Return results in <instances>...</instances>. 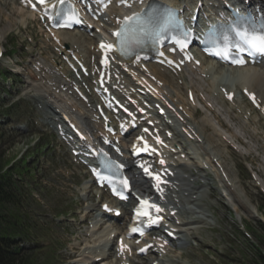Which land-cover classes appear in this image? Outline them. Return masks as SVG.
I'll list each match as a JSON object with an SVG mask.
<instances>
[{"label": "rangeland", "instance_id": "374dc122", "mask_svg": "<svg viewBox=\"0 0 264 264\" xmlns=\"http://www.w3.org/2000/svg\"><path fill=\"white\" fill-rule=\"evenodd\" d=\"M31 18H34L33 14L20 7L17 0H0V43L4 52L0 58V162L3 165L15 162L14 165H17L11 174L12 187H16L19 193L15 198L17 205L7 203L3 212L10 214L20 211L24 232L16 242L29 264H72L74 260L71 258L80 252L83 256L75 263L116 264L111 249L103 260L94 263L91 260L96 258L93 252L100 251V241H104L100 234L110 227H116L118 222L102 219L92 226L85 220L86 214H95L99 206L88 177L83 169L71 162L52 130L39 125V119L46 122L45 117L52 112L39 96V89L44 91V86L31 63L34 58H46L52 62L56 56L53 44ZM79 34L82 35V32ZM82 36L88 39L86 49H91V40L86 35ZM9 48H12L11 56L6 54ZM233 76V72L223 74V78L229 81L234 79ZM166 85L174 90L169 82L166 81ZM177 85L183 87L179 83ZM202 114H197L195 125L198 129L204 127L205 133L209 134L212 130L204 122ZM239 121L241 114H235L231 125L236 127ZM222 125L227 131L230 129L223 122ZM259 127L264 131L263 123ZM261 138H264V134L256 133V138H253L258 143L255 151H250L245 158L259 174L260 181L264 182V146L260 144ZM219 141L222 142L220 138ZM237 141L246 147L248 144L254 146L243 137H238ZM219 146H211L212 151H216L225 160L231 174L239 178L242 198L256 207L258 217L238 201L234 200L235 213L224 199H217L218 195L214 200L206 199L208 204L203 209L208 217L193 223L191 231L188 224L183 226L182 230L188 236L187 244L171 252L164 262L255 264L254 245L258 246L260 253L264 252L256 238V230L260 229L258 222L264 221V195L251 181L242 165L241 156L231 149L226 152ZM25 166L27 173L21 172ZM255 207L252 206L253 209ZM5 218L10 219V216ZM243 223L248 236L239 230ZM75 247H79L80 251H75ZM149 261L137 258L132 264H149Z\"/></svg>", "mask_w": 264, "mask_h": 264}, {"label": "snow or ice", "instance_id": "6c2138e0", "mask_svg": "<svg viewBox=\"0 0 264 264\" xmlns=\"http://www.w3.org/2000/svg\"><path fill=\"white\" fill-rule=\"evenodd\" d=\"M127 0H121V3H126ZM38 3L44 4L48 7L55 8L56 5L64 3V0H38ZM35 7V5H33ZM178 13L175 9L168 8L166 5H160L158 0H152L148 8L132 16L123 18L121 28L111 33L117 38V44H104L101 43V48L105 50H118L125 55L129 54L135 47H142L147 42L158 43L160 38L165 35L170 28L182 25L178 19ZM66 26V25H65ZM186 43L182 47H186ZM175 50V49H173ZM249 53L264 55V18L259 22L254 21L249 16H242L237 13L236 20L228 26L226 33L223 35V45L220 51L214 52L213 55L227 59L233 53ZM106 63V61H103ZM232 63L243 65L245 60L243 58H233ZM229 99L231 96L229 95ZM253 99L255 97L253 96ZM107 143V141H105ZM161 164L164 161H160ZM145 172L148 169L145 168ZM152 175L151 173H149ZM159 180V176H155ZM122 186L128 187V181L122 180ZM113 191L120 195L121 199L126 197L118 192L115 188ZM144 211L137 210L138 215L151 216L148 209H154L156 213L163 211L155 204L146 200L140 201ZM162 219L157 216L153 223H158ZM133 232L138 231L136 228L132 229ZM143 235V233H140ZM123 247V245H122Z\"/></svg>", "mask_w": 264, "mask_h": 264}, {"label": "bare ground", "instance_id": "6f19581e", "mask_svg": "<svg viewBox=\"0 0 264 264\" xmlns=\"http://www.w3.org/2000/svg\"><path fill=\"white\" fill-rule=\"evenodd\" d=\"M213 1V3H217L218 4V1L217 0H212ZM236 1V0H235ZM194 2H195V0H187V7L189 8V9H192V7L194 6ZM170 4V3H169ZM181 3L180 2H178V6L180 5ZM171 5H173V4H171ZM174 6V5H173ZM5 29H7V27H4ZM4 29V30H5ZM1 31V30H0ZM2 33V32H1ZM1 35V34H0ZM60 37H61V39H63L64 41H67V40H72V43L73 44H79V45H81V46H83L84 44H85V41H86V38L85 37H83V38H81V39H79L78 37H76L75 35H74V32L73 31H61L60 32ZM85 52V51H84ZM41 65H42V67L40 68V73H42L43 74V78H39L40 80H42V79H44V81H46V84L47 85H49V86H51L52 85V83H54V80L52 79L53 78V76H51L52 75V72H51V70H52V68H48L47 67V65H46V62L44 61V60H42L41 61ZM151 69H153V66H151ZM237 70H240V69H237ZM250 70V71H249ZM247 71L248 72H250V79L249 80H240V81H242V84H241V87H243V85H246V86H248V87H250V88H252V89H254L256 92H258V94L261 96V98H262V100H263V104H264V73H262L260 70H257L256 68H250V69H247ZM46 73V74H45ZM153 74H157L158 75V77L160 78V80L161 81H163L162 80V78L161 77H165V75H167L168 76V78H169V80L171 81V82H173V78H172V76L168 73V72H161L160 70L158 71V72H153ZM188 77H190V80L192 81L193 80V78H196V76H197V73H195V71H193V70H190V72H189V74H186ZM49 84H48V83ZM129 82V81H128ZM204 81L202 80V79H200L199 78V86L200 87H198L197 88V91L199 92V93H202L203 94V96H206V100H210L209 99V95L205 92V90H204V88H201V87H204ZM177 88H179V87H177ZM163 89H161V91H162ZM231 90V89H230ZM41 91V90H40ZM41 98H43V100H44V102L45 103H47V104H52V108H54V109H56V110H58V112L61 110V111H63V110H65L66 109V106L68 107V109H70V105H68V104H66V102L65 101H60L59 102V104L57 103V101H59V97L58 96H50L49 95V93L47 92V91H41L40 92V95H39ZM51 97H52V99H51ZM71 99V98H70ZM69 98H67L66 100H70ZM197 100V102L195 103V105L194 106H196L197 104H199L200 105V103H201V101L199 100V99H196ZM71 101H72V99H71ZM186 105V104H185ZM216 105H218L217 103H216ZM177 106V105H176ZM220 106V105H219ZM221 108H223L224 110H225V117L226 118H228L229 120H233V119H231V117H233V113L232 112H230V110H231V108H225L224 106H220ZM193 108V107H192ZM216 108V107H215ZM54 111V110H53ZM68 111V110H67ZM190 111H192L191 109H190ZM216 111H218V109H216L215 110V112ZM55 113H56V111H54ZM204 121L207 123V124H209V126H211L212 127V132H210L209 133V136H206V135H203V138H204V140L205 139H207V138H209L210 139V142H214V145H217V146H223V148L226 150V147H227V144H231L232 146H234L235 148H236V150L240 153V154H246V153H248V151H250L251 150V147L250 146H247V147H245V146H243V145H241V144H239V143H237L236 141H235V139L239 136V134H241V133H243V134H246L247 132L245 131V129H244V127H243V124L242 123H244V122H240V124L237 126V128H235V129H231L230 131H224V129H222V127H221V125L219 124V121H217V118L215 117V116H213L212 115V113H210V111L208 110V109H205L204 111ZM56 114H58L59 115V113H56ZM190 116H193L192 114H190ZM49 117V116H48ZM186 118V117H185ZM226 118L225 119H223L224 121H226ZM253 119H255V117L253 118ZM186 121L187 122H189L188 121V119L186 118ZM200 132H203L202 130H200ZM176 136H178V135H176ZM217 136H219V138H220V136H223L224 137V140H222L221 138V140H222V142L221 141H219V138L217 137ZM205 142V141H204ZM199 142H197L196 141V143L195 142H188L187 144V150H189V149H191V150H193V147L191 146V145H193L194 147H196L197 149H198V151L199 152H201L202 151V153H203V151H206L205 150V147L202 145V144H198ZM200 143H203V139H202V141L200 142ZM222 144V145H221ZM225 146V147H224ZM189 147V148H188ZM204 148V149H203ZM204 154H206V159L208 160V162H209V160H211L210 159V153L209 152H204ZM224 160H220L219 161V163H221V162H223ZM222 165V164H221ZM223 171H224V173L226 174V176H227V179H228V181L230 182L229 184L230 185H224L225 187V190H226V196L228 197V201L231 203H233L234 202V199H235V201H238V202H240L242 205H243V207L244 208H246L250 213H252V214H254V213H256L257 212V209H256V207L254 206V205H251V204H249L248 202L246 203L243 199H241V197H240V189H239V187L236 185V181H235V179H233V178H231V175H230V172H229V170L227 169V168H224L223 167ZM185 186H187V188L186 189H184V188H182V189H180V191L178 192V196L180 197V198H182L183 200H187V201H189V199H188V197L187 196H182V194L181 193H183L184 191H190V190H192V189H194L193 188V186H191V185H185ZM261 186H263L264 187V182H262L261 183ZM238 188V189H237ZM192 202H194L195 204H198L199 202H200V198H196V199H194V200H192ZM252 206L253 207H255V209H253L252 208ZM99 213L102 215V216H111V215H109V214H103L101 211H100V207H99ZM181 213H186V214H195L196 213V210H193V209H184V208H179V214L181 215ZM198 213V212H197ZM112 217V216H111ZM206 219V216H200V215H197L196 217L194 216V219L193 220H200V219ZM121 229H122V227H120ZM118 230V228H116V231ZM112 231H115V229H113V228H109V229H107V232L105 233V235L107 236H109V234L110 233H112ZM115 231V232H116ZM103 253H101V254H99V255H94V257L96 256H100V259H102V257H103ZM112 258V257H111ZM113 258H114V253H113ZM113 261V260H112ZM114 263V262H113Z\"/></svg>", "mask_w": 264, "mask_h": 264}, {"label": "trees", "instance_id": "16d2710c", "mask_svg": "<svg viewBox=\"0 0 264 264\" xmlns=\"http://www.w3.org/2000/svg\"><path fill=\"white\" fill-rule=\"evenodd\" d=\"M11 49V48H10ZM12 52V51H11ZM10 52V53H11ZM16 166L14 162L3 165L0 162V264H29L27 257L21 254V247L17 244L18 236L23 235V220L20 211L4 213L6 204L11 203L13 206L17 205L15 198H18V189L12 187V174L11 171ZM27 171L26 168L21 172ZM10 219H6V216ZM259 230H256V238L259 246L264 248V225L258 223ZM255 264H264V252L260 253L259 248L256 247Z\"/></svg>", "mask_w": 264, "mask_h": 264}]
</instances>
